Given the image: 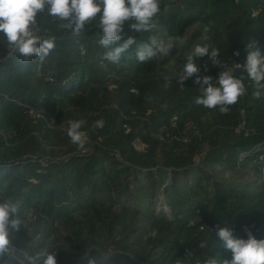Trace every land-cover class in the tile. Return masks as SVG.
<instances>
[{"label":"trees","instance_id":"1","mask_svg":"<svg viewBox=\"0 0 264 264\" xmlns=\"http://www.w3.org/2000/svg\"><path fill=\"white\" fill-rule=\"evenodd\" d=\"M61 23L37 16L35 35L56 37L43 62L11 53L0 36V201L22 222L4 264H27L35 251L56 252L57 264H224L230 253L202 226L264 239V96L245 79L221 114L194 103L193 81L178 82L195 44L229 66L244 62L250 40L264 54V0H160L156 27L129 33L136 43L116 64L103 59L95 22L79 35ZM150 37L176 38V48L140 63L137 45ZM199 63L216 77L207 57ZM75 120L85 122L86 154L66 135ZM244 169L259 186L223 178Z\"/></svg>","mask_w":264,"mask_h":264},{"label":"clouds","instance_id":"2","mask_svg":"<svg viewBox=\"0 0 264 264\" xmlns=\"http://www.w3.org/2000/svg\"><path fill=\"white\" fill-rule=\"evenodd\" d=\"M45 10L48 16L64 22L60 27L70 29L73 35H79L86 26L95 22L94 26L99 30L96 43L106 49L103 59L116 64L122 54L136 43L129 33L150 32L156 27L160 0H0V36L9 45L11 53L23 57L25 61L38 58L43 62L49 56L55 47L56 37L35 35L38 31L37 16ZM204 31L207 32L208 28ZM175 48L176 38L150 37L148 43L137 45L135 55L138 62L144 63L156 57H168ZM219 55L215 47L210 49L206 44H195L186 56L178 82L184 85L191 79L194 85L199 86L201 95L195 99L196 105L217 109L221 114L227 113L229 106L245 94V79L251 82L253 97L259 99L264 96V54L254 40L246 43L244 62L235 64V68L242 72L240 76L226 70ZM205 57L213 67L223 69L215 78L200 75L202 70L208 71L207 65L199 63ZM84 125L83 120L70 121L66 129L69 141L79 149H84L87 143V137L81 130ZM103 126L102 119L91 125L95 129H102ZM17 213V207L12 202L0 201V264H4L5 256L11 257L12 234L22 228ZM216 236L224 250L230 253V259L224 260V264H264V239L257 240L250 232L246 233V239L237 238L228 228H218ZM26 260L27 264H57L56 252L35 251ZM88 264L95 262L89 260ZM205 264H217V260L211 258Z\"/></svg>","mask_w":264,"mask_h":264},{"label":"rangeland","instance_id":"3","mask_svg":"<svg viewBox=\"0 0 264 264\" xmlns=\"http://www.w3.org/2000/svg\"><path fill=\"white\" fill-rule=\"evenodd\" d=\"M191 34H192V32L185 33L182 37L183 41L189 40V36ZM191 50H192V47L190 48V51ZM174 65H176V64H174V62H171V61L168 62V66H174ZM141 147L142 146L136 144L137 149L140 150ZM262 171L264 172V168L262 169ZM223 178H228V180L235 182L239 185L251 184L253 186H259V184H260L259 176L255 175L250 169H244L238 175H231V174L229 175V173H225Z\"/></svg>","mask_w":264,"mask_h":264},{"label":"built area","instance_id":"4","mask_svg":"<svg viewBox=\"0 0 264 264\" xmlns=\"http://www.w3.org/2000/svg\"><path fill=\"white\" fill-rule=\"evenodd\" d=\"M233 56H234L235 58H238V54H237V53H234ZM236 63H240V64H242L243 62H234L231 66L224 64V66H225V69H226V70H231V71L235 72L236 75L239 74V75H237V76H240V75H242V72H241L240 70H237V69L235 68V64H236ZM222 70H223L222 68H219V69H218V72H219V71H222ZM189 81H192V80L190 79ZM175 120H176V119L173 118V120H172V124H174ZM122 128H123L125 134H127V133L130 132V128H129L127 125H123ZM236 132H238V130H236ZM186 141H187L186 138H183V139H182V142H186ZM137 144L140 145V146H142V145L139 144V143H137ZM142 149H143V146L141 147L140 150H142ZM88 151H89V148H86V147H85L84 149H81L80 154H86ZM116 157L118 158V155H116ZM217 229H218V226H217V225H212V226H210V227H208V226H202V227L200 228V231H208L209 233H214V232L217 231ZM232 233L234 234V232H232Z\"/></svg>","mask_w":264,"mask_h":264}]
</instances>
